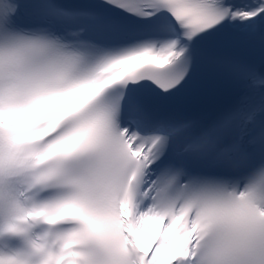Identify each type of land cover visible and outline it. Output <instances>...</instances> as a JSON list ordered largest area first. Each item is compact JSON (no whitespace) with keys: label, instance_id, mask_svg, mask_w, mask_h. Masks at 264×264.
Masks as SVG:
<instances>
[{"label":"snow or ice","instance_id":"snow-or-ice-1","mask_svg":"<svg viewBox=\"0 0 264 264\" xmlns=\"http://www.w3.org/2000/svg\"><path fill=\"white\" fill-rule=\"evenodd\" d=\"M0 264H264V0H0Z\"/></svg>","mask_w":264,"mask_h":264}]
</instances>
